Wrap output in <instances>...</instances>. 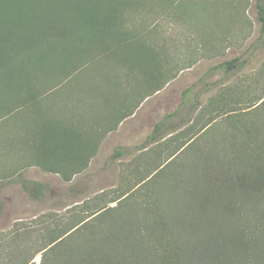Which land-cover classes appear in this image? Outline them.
Returning a JSON list of instances; mask_svg holds the SVG:
<instances>
[{
    "label": "trees",
    "instance_id": "1",
    "mask_svg": "<svg viewBox=\"0 0 264 264\" xmlns=\"http://www.w3.org/2000/svg\"><path fill=\"white\" fill-rule=\"evenodd\" d=\"M133 1L40 0L38 23L41 31L36 38L31 36L26 39L25 46L20 49V0H0V86L12 91V96L17 100L14 106L5 105L6 110L11 111L15 106H32L34 111L46 113L49 106L47 99L67 88L69 82L63 81L56 85L48 95L37 96L31 86V77H28L32 73L31 64H38L41 70H46L49 57H56L64 62L62 67L67 69V64L72 63L73 69L75 56L84 53L85 43L91 44L88 51L95 46L94 49L102 50L105 55L109 53L114 58L118 57L128 72L122 76L142 75L143 78L136 82L137 91L140 92L144 85L147 88L151 86L152 93L162 89L163 85L155 86V83L165 70L162 63L164 51L124 30L121 15L124 10L135 7ZM256 6L264 28V4L259 0ZM64 14L68 16L63 17ZM63 54L66 58H63ZM238 61L236 57L225 63L232 68ZM115 77L107 75L102 84L106 83L109 87L119 84L120 81ZM102 84L90 90H102ZM200 105L201 102L197 100L193 108L189 109V116L180 122L174 123L173 119L181 113L175 110L165 114L154 125L152 133L138 148L135 162L124 164L125 168H130L134 173L132 177L121 175L125 183L121 182L120 190L126 191L117 194L115 198H106L107 194L103 191V194L94 198L91 214L82 216L81 210H76L74 213L77 214L73 216L69 207L66 212L58 215L52 212L43 215L35 225L23 226L38 227L26 230L24 235L38 232L40 240L20 246V250L26 252L34 249L31 257L28 256L22 264H28L33 255L40 252L43 254L41 264H264V165L247 164L248 172L243 175L238 173L237 179L228 173L224 174L231 172L223 166V162L227 163L226 154L224 161L221 160L218 167L209 172L214 177L218 170L217 176H225L224 186L230 188L214 190L219 188L215 182L217 185L214 188L207 185L205 190H200L203 181L199 178L198 164L188 170L186 155L199 149V142L205 137L203 133L207 132V127L211 126L214 119L185 139V133L180 130L193 121L194 112ZM35 122L32 126L47 128L49 120L44 114L41 121L36 119ZM34 127L21 132L20 140L47 144L48 138L33 133ZM202 130L205 131L201 133ZM250 136L248 141L255 143ZM250 148L253 154L248 155L245 161L250 162L249 158L252 159L253 155L259 158L264 155L263 148L254 149L253 145ZM228 156L230 159L232 153H228ZM42 166L45 167V164ZM164 168L167 175L152 181L153 176ZM207 173L206 169L204 181ZM172 177L175 178V184L169 189L168 181ZM221 180L218 178V181ZM234 183L238 188L245 189L248 185L255 189L234 190ZM141 187L149 189L141 197L148 195L149 200L145 199L148 208L143 216L155 217L151 223L141 224L136 221V218L142 217L139 212L141 198L136 201V211L133 213L124 206L127 199L138 198L132 192L143 190ZM28 191L35 199L45 194V190ZM243 193L251 197L248 204ZM69 196H76L75 202H85L81 200L80 190H69ZM114 201L119 203L107 205ZM3 209L0 202V217ZM68 215L69 220L64 221ZM96 227H99L98 230L94 229ZM150 235L155 242H150ZM167 235L170 238L168 242ZM75 239H81L83 243L72 247L71 241ZM156 245H159V249ZM59 251L65 258L56 253ZM149 251L154 254L150 255Z\"/></svg>",
    "mask_w": 264,
    "mask_h": 264
},
{
    "label": "rangeland",
    "instance_id": "2",
    "mask_svg": "<svg viewBox=\"0 0 264 264\" xmlns=\"http://www.w3.org/2000/svg\"><path fill=\"white\" fill-rule=\"evenodd\" d=\"M133 2L136 3L135 7L124 10L121 15L124 30L148 45L164 51L162 63L165 70L155 83V86L163 85L162 90L159 93L153 92L154 96L138 113L134 138L131 135L129 140L123 138L122 142L140 145L150 133V128H154L165 114L180 110V116L173 119L174 123L180 122L189 116V109L199 100L201 105L194 112L193 121L180 129L185 133L183 139L192 136V132H197L214 120L211 126L207 127L209 129L206 128V133H203L205 130L201 131L205 137L199 142L200 147L196 152L187 153L185 164L188 170L198 164L199 178L203 181L200 190H205L207 185L214 188L216 183L219 184V188L214 190H228L230 187H225L223 182L225 176H217L218 170L216 177L211 176L209 172L218 167L221 160L224 161V155L227 154V163L223 162V166L231 170L224 174L228 173L229 176H235L237 179L238 173L243 175L244 172H248L249 163L264 165V155L260 158L253 155L252 159L249 158L250 162L244 160L249 157L248 155L253 154L251 145L254 149H264V28L257 12L256 4L259 0H135ZM39 3L40 0H20V49L25 46L26 39L31 36L36 38L41 31L38 23ZM261 3L264 4V0H261ZM67 16V14L63 15V17ZM90 45V43L83 44L86 55L83 53L75 56L73 69H71L72 63L67 64L68 70L62 67L64 62H60L56 57H49L46 70H41L38 64L32 63V73L30 72L28 77H31V86L35 89L36 95H48L53 87L63 81L69 83L67 88L60 91L61 93L81 91L86 87L90 90L99 83L102 84L107 75L115 77L128 73L126 67L120 64L118 57L114 58L109 53L105 55L102 50L94 49L95 46L88 51ZM62 56L66 58L64 54ZM236 57L239 61L234 67L229 68L225 62ZM74 72L76 74H72ZM138 76L136 81L143 78L142 75ZM11 92L0 86V202L4 208L0 217V264H22L23 260L29 258L28 256L31 257L34 249L26 252L20 250V246L40 240L38 232L24 235L26 230L38 227L23 226L35 225L43 215L50 212L57 215L61 214L60 212L64 213V208L67 206L71 208L73 216L77 214L74 213L76 210H81L82 216L91 214L94 198L103 194V191L107 194L106 198H115L117 194L126 191L113 190L124 182L122 176H119V164L109 165L103 172H93L90 177L84 176L79 187L84 188L87 181L89 185L86 189L80 190L81 200L85 201L80 203L75 202L76 196H65L68 190H49L51 187L62 188L71 183L66 184L54 174L32 167L26 169L24 176L28 180L45 184L46 187H42L41 190H45V195L49 199L45 204L37 202L20 184V169L22 173L25 170L22 164L20 166V133L28 127H34L32 123H37L36 119L41 121L44 114L47 117L49 107L45 108L46 113L34 111L32 106L22 108L15 106L11 111H7L5 105L14 106L17 101ZM150 116L152 121L149 123ZM248 136L255 143L251 144ZM244 147L247 149L244 150ZM230 152L232 157L229 159ZM121 169L122 171L126 169L124 164ZM206 169L208 173L204 181ZM166 175L167 171L164 168L153 176L152 181L160 180ZM218 178L222 180L218 181ZM183 179L188 180V178ZM174 182V177L168 181L169 189L175 184ZM32 187L36 188L35 185ZM238 187L234 183V190L255 189L248 185L245 189ZM101 188L107 190H100ZM141 188L143 190L132 192L138 195V198L127 199L124 206L133 213L136 211V201L141 198L139 201L142 205L139 206V212L142 217L136 218V221L141 224L151 223L155 217L143 216L148 208L146 204L149 200L148 195L141 197L149 189ZM242 196L246 198L248 204L251 197L245 193ZM118 203L114 201L107 205L114 206ZM69 215L64 221L69 220L67 219ZM98 228L94 229L98 230ZM169 239L167 235L166 242ZM149 240L155 242L151 235ZM81 241V239L72 240L71 246L76 247L83 243ZM156 246L159 249V245ZM56 253L65 258L62 252ZM150 253L154 254L149 251ZM33 256L28 264L42 263V252Z\"/></svg>",
    "mask_w": 264,
    "mask_h": 264
},
{
    "label": "crops",
    "instance_id": "3",
    "mask_svg": "<svg viewBox=\"0 0 264 264\" xmlns=\"http://www.w3.org/2000/svg\"><path fill=\"white\" fill-rule=\"evenodd\" d=\"M116 77L114 79H118L122 84L119 82L109 87L104 83L101 86L102 90L57 92L50 97L47 128L35 126L33 130V133L47 137L48 143L20 140V166L22 164L23 170L25 169L23 173L20 169V184L24 190H41L42 187H46L45 184L28 180L24 176L26 169L32 167L54 174L66 184L71 183L62 188H49V190H68L65 196H69V190L86 189L89 185L88 181L85 182L84 188L79 187L83 177H90L93 172L106 171L109 165L119 164V176L125 174L132 177L134 173L130 168L122 171L121 167L122 164L135 162L138 148L143 142L140 145L136 143L131 145L129 142H122V139L129 140L131 135L134 138L138 113L154 93L151 86L147 88L146 85L140 89V92L137 91L135 76ZM138 102H140L139 106ZM151 121L150 116L149 123ZM152 131L151 127L145 140ZM77 178L79 180H76ZM121 184L113 190H120ZM35 200L41 204L49 201L45 194ZM67 208L68 206L64 208L65 212Z\"/></svg>",
    "mask_w": 264,
    "mask_h": 264
}]
</instances>
